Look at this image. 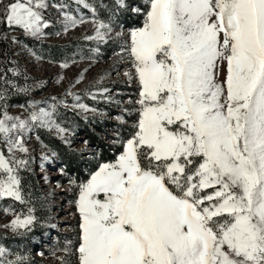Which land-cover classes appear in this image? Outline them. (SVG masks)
<instances>
[{
	"label": "snow or ice",
	"instance_id": "obj_1",
	"mask_svg": "<svg viewBox=\"0 0 264 264\" xmlns=\"http://www.w3.org/2000/svg\"><path fill=\"white\" fill-rule=\"evenodd\" d=\"M76 3L92 14L86 38L104 42L111 23L87 0ZM47 7L0 0V23L40 36ZM131 10L144 15L126 48L138 119L115 160L78 185L79 264H264V0H147L145 11ZM63 15L65 30L85 22ZM54 107L28 119L0 111V199L27 204L19 176L27 161L16 153L27 151L29 121L55 126ZM31 213L9 226L29 230ZM6 255L0 247V264H22Z\"/></svg>",
	"mask_w": 264,
	"mask_h": 264
},
{
	"label": "rangeland",
	"instance_id": "obj_2",
	"mask_svg": "<svg viewBox=\"0 0 264 264\" xmlns=\"http://www.w3.org/2000/svg\"><path fill=\"white\" fill-rule=\"evenodd\" d=\"M87 2L94 8L89 0ZM124 2L131 12L132 7H139L142 12L147 8V0ZM46 3L48 7L43 10V15L49 26L42 35L32 37L18 27H8L3 35L12 46L15 62L17 59L23 62L35 78L36 87L42 90L22 103L8 105L2 111L28 119L33 111L40 108L52 111L55 106V126H40L29 121L30 128L23 134L27 151L16 155L25 159L27 166L20 170L19 176L21 181L22 175L27 179L33 177L35 186L29 182L23 187L21 185L27 204L13 198L0 199V247L7 250V260L20 257L22 264H79L76 252L81 220L76 207L78 185L86 181L100 164L114 161L122 147L113 159L98 160L97 147L90 143L85 132L62 124L56 112L61 107L79 115L110 146H121L122 141L129 138L138 119L139 84L126 48L130 30L143 25L144 15L138 14V22L130 24H124L116 15L109 37L98 42L86 38L94 35L89 9L79 6L76 0H46ZM64 11L77 17L83 14L85 22L65 30ZM95 12L97 15L96 9ZM76 37L89 41L86 44L88 51L71 60L53 61L38 52L43 41L63 43ZM102 44H109L110 53L104 54ZM62 64L67 66L62 67ZM224 71L223 67L218 70V82L223 81ZM105 89L106 92L103 91ZM77 103L91 110L83 111L76 106ZM58 128L66 132L61 133ZM38 129L61 139L70 151L71 163L80 164V171L69 168L56 150L41 139ZM0 151L7 155V147L3 143H0ZM94 163L96 166L91 168ZM29 208L35 217L30 229L13 230L9 225L15 215L27 213Z\"/></svg>",
	"mask_w": 264,
	"mask_h": 264
},
{
	"label": "trees",
	"instance_id": "obj_3",
	"mask_svg": "<svg viewBox=\"0 0 264 264\" xmlns=\"http://www.w3.org/2000/svg\"><path fill=\"white\" fill-rule=\"evenodd\" d=\"M89 2L96 9L98 15L97 17L104 20L105 22L112 23V20L113 18H116V15L117 18L121 19L124 24L138 22L137 13L131 12L126 7H120L114 0H89ZM110 7H115L116 10H113ZM6 29H8V26L4 23H0V78L6 76L8 80L13 81L18 87H8L7 85L3 84L2 80H0V88H6L3 98H0V111H2L8 105L24 102L34 93H39L42 90V88L36 87L37 85L34 82L35 78L29 73L23 62L20 59H17L15 62V59L12 56V46L10 42L3 36L6 33ZM88 43V40H84L80 37H76L68 42L63 43L43 41L39 44L38 52L42 57L53 61H66L71 60L75 56L85 54L88 51L86 48V44ZM108 45L109 44L101 45L105 55L111 51V49L107 48ZM16 67L18 69H15ZM9 69H14L18 75H13ZM56 113L62 124H65L73 130H81L85 132L87 137L90 139V143L97 147L98 160L102 161L113 159L115 154L121 150L120 145L110 146V144L104 142V140H102L99 135L94 133L86 121H84L79 115L73 113L72 111L58 107ZM38 133L41 139L47 145L53 147L56 150V153L68 164L69 168H75L76 170L80 171V164L73 165L71 163L72 161L69 159L70 151L61 139L56 137L54 134L42 129H38ZM95 166L96 163H94L91 168H94ZM26 182L32 183L35 186V180L33 177H31V179H27L24 177V175H22V187L25 186Z\"/></svg>",
	"mask_w": 264,
	"mask_h": 264
}]
</instances>
